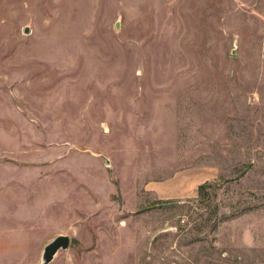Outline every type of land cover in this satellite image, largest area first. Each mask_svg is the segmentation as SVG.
<instances>
[{
  "label": "rangeland",
  "instance_id": "374dc122",
  "mask_svg": "<svg viewBox=\"0 0 264 264\" xmlns=\"http://www.w3.org/2000/svg\"><path fill=\"white\" fill-rule=\"evenodd\" d=\"M58 235L264 264V0H0V264Z\"/></svg>",
  "mask_w": 264,
  "mask_h": 264
},
{
  "label": "water",
  "instance_id": "95a60500",
  "mask_svg": "<svg viewBox=\"0 0 264 264\" xmlns=\"http://www.w3.org/2000/svg\"><path fill=\"white\" fill-rule=\"evenodd\" d=\"M27 32V30H25ZM166 205H172V204H165ZM70 244V239L68 236L65 235H58L53 240H51L49 243H47L43 250L41 255V262L39 264H49L54 259L55 255L59 251L67 250Z\"/></svg>",
  "mask_w": 264,
  "mask_h": 264
}]
</instances>
